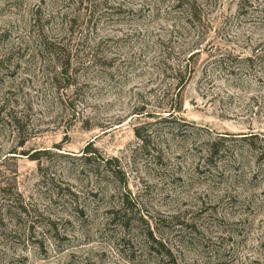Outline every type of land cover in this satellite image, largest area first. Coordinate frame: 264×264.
Listing matches in <instances>:
<instances>
[{"label": "rangeland", "instance_id": "rangeland-1", "mask_svg": "<svg viewBox=\"0 0 264 264\" xmlns=\"http://www.w3.org/2000/svg\"><path fill=\"white\" fill-rule=\"evenodd\" d=\"M174 1L0 0V264H264V0Z\"/></svg>", "mask_w": 264, "mask_h": 264}, {"label": "trees", "instance_id": "trees-1", "mask_svg": "<svg viewBox=\"0 0 264 264\" xmlns=\"http://www.w3.org/2000/svg\"><path fill=\"white\" fill-rule=\"evenodd\" d=\"M176 4V7H183L184 11L188 14V17H190V19L194 18V16L196 15V3L194 2H189L187 0H175L174 1ZM44 40V46H47V48L51 49V53L53 55H62V50H59V48H53L54 50H52V47L54 46L52 44L51 41H47V39H43ZM66 66L68 65H61L60 66V69H62V72L64 71L65 72V68ZM178 73L180 71L176 70ZM61 72V73H62ZM174 103L177 105L176 108H173V107H169L168 111L165 112V113H168V117L170 118H173L176 117L175 114H177L179 111H180V108L179 107V103H180V94H177L176 95V99L174 100ZM139 116H142L144 117V113L141 112L138 114ZM147 116L151 117V116H161V115H155V114H148ZM164 121H170L169 119H164ZM135 133L137 135V137L141 140V142H143V144H146L147 143V140L140 134L139 132V129L138 128H135ZM120 215V212H114L113 213V218L111 221H115L117 218L118 219H121L122 216H119ZM126 216V212L123 213V217ZM122 221V220H121ZM120 226L126 230L128 229V226L125 224V222H120ZM144 238V243L146 244L145 248L146 250H148L149 252L152 253L153 249H159V250H164L165 251V258L163 259L164 260H168V263L170 261H172L173 259V253H171L169 250H166L165 247H164V244L161 240L157 239L155 236H154V232L151 231L150 227L148 226L147 227V231L146 233L144 234L143 236ZM156 251V250H155ZM160 253H163L161 251H158ZM162 255V254H161Z\"/></svg>", "mask_w": 264, "mask_h": 264}]
</instances>
